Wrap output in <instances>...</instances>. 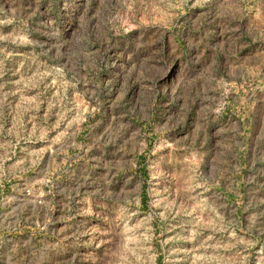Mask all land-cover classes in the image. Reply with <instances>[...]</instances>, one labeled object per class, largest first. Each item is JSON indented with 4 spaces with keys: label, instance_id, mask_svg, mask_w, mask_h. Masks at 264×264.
<instances>
[{
    "label": "rangeland",
    "instance_id": "rangeland-1",
    "mask_svg": "<svg viewBox=\"0 0 264 264\" xmlns=\"http://www.w3.org/2000/svg\"><path fill=\"white\" fill-rule=\"evenodd\" d=\"M0 264H264V0H0Z\"/></svg>",
    "mask_w": 264,
    "mask_h": 264
}]
</instances>
